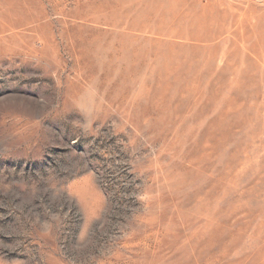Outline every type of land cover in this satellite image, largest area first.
Listing matches in <instances>:
<instances>
[{
	"label": "rangeland",
	"instance_id": "1",
	"mask_svg": "<svg viewBox=\"0 0 264 264\" xmlns=\"http://www.w3.org/2000/svg\"><path fill=\"white\" fill-rule=\"evenodd\" d=\"M0 264H264V0H0Z\"/></svg>",
	"mask_w": 264,
	"mask_h": 264
}]
</instances>
